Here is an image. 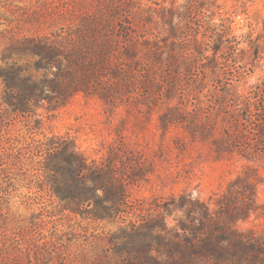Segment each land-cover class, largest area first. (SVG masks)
<instances>
[{
	"label": "trees",
	"instance_id": "obj_1",
	"mask_svg": "<svg viewBox=\"0 0 264 264\" xmlns=\"http://www.w3.org/2000/svg\"><path fill=\"white\" fill-rule=\"evenodd\" d=\"M139 6L115 0L45 38L22 39L16 51L37 56L44 73L37 81L26 66L0 67L2 103L14 112L43 104L55 111L83 94L108 113L156 110L162 134L179 130L180 148L198 140L219 158L264 160V79L241 90L238 41L229 28L205 26L174 7ZM44 154L38 169L62 207L117 227L108 240L120 264H264V232L235 228L264 209L249 176L238 175L208 201L190 194L131 200L129 188L146 179L149 164L123 140L100 162L62 136L48 138Z\"/></svg>",
	"mask_w": 264,
	"mask_h": 264
},
{
	"label": "rangeland",
	"instance_id": "obj_2",
	"mask_svg": "<svg viewBox=\"0 0 264 264\" xmlns=\"http://www.w3.org/2000/svg\"><path fill=\"white\" fill-rule=\"evenodd\" d=\"M115 0H0V67L26 66L40 80L37 56L18 52L20 41L45 38L76 23L81 14H95ZM148 10L188 12L205 26L223 25L238 41L236 59L248 91L264 79V0H134ZM190 7V9H188ZM204 28H201L203 30ZM200 38V35H199ZM0 83V264H120L121 253L109 243L117 227L106 220L82 219L62 207L50 191L49 178L38 168L45 160V143L52 136L68 138L88 160L100 162L120 140L149 164L145 180L130 186V199L190 194L208 201L225 191L238 175L256 184L264 206V160L239 156L216 157L205 142L183 139L174 127L162 134L157 111L119 107L105 111L97 98L76 95L64 106L48 111L45 104L29 112H14L2 103ZM177 138H179L177 142ZM56 162V161H54ZM174 211L169 218L178 217ZM235 228L264 232V209L239 220ZM154 254V252H153Z\"/></svg>",
	"mask_w": 264,
	"mask_h": 264
}]
</instances>
